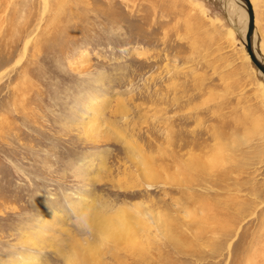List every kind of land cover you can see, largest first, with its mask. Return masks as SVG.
<instances>
[{
    "label": "rangeland",
    "instance_id": "1",
    "mask_svg": "<svg viewBox=\"0 0 264 264\" xmlns=\"http://www.w3.org/2000/svg\"><path fill=\"white\" fill-rule=\"evenodd\" d=\"M247 17L233 0H0V264H264Z\"/></svg>",
    "mask_w": 264,
    "mask_h": 264
},
{
    "label": "bare ground",
    "instance_id": "2",
    "mask_svg": "<svg viewBox=\"0 0 264 264\" xmlns=\"http://www.w3.org/2000/svg\"><path fill=\"white\" fill-rule=\"evenodd\" d=\"M235 3H239L240 4V7H241V9L245 12L246 11V5H245V3L242 1V0H233ZM251 3L253 4V2H252V0H251ZM253 7H254V5H252ZM253 11H255L254 10V8H253ZM246 13H247V11H246ZM245 14V13H244ZM255 15H256V13H255ZM255 17H257V15L255 16ZM248 21H249V13H248V17H247V23H246V27H245V32H246V30H247V27H248ZM256 22H257V19H255V24H256ZM256 29L254 28V39H253V48H254V51H256L255 50V46H254V43L256 42V38H257V32L255 31ZM246 34H247V32H246ZM246 43H247V39H246V42H245V46H246ZM249 53V52H248ZM256 54H257V56H258V58L261 60V61H263L264 62V60H263V58H261V56L258 54V52L256 51ZM249 56H250V54H249ZM250 58H251V56H250ZM252 59V58H251ZM253 61V60H252ZM254 63V62H253ZM257 67V66H256ZM258 68V67H257ZM258 70H259V68H258ZM260 72L264 75V73L260 70ZM101 126V125H100ZM96 128V127H95ZM95 130H100V129H95ZM94 130V131H95ZM107 225V224H106ZM106 225H98V227L99 228H102V230H104L105 232H104V234H105V236L106 237H110V238H113V237H115V238H113V240H117V238L119 239V238H121L122 236H123V234L124 233H126V231H125V229L122 227L121 229H119V227H114L113 225L112 226H109V227H107ZM105 226V227H104ZM124 226V225H123ZM112 240V241H113ZM29 261H30V263L29 262H25L24 263V261L22 262V264H38L37 263V261H34V259H29Z\"/></svg>",
    "mask_w": 264,
    "mask_h": 264
},
{
    "label": "water",
    "instance_id": "3",
    "mask_svg": "<svg viewBox=\"0 0 264 264\" xmlns=\"http://www.w3.org/2000/svg\"><path fill=\"white\" fill-rule=\"evenodd\" d=\"M246 5V11L249 13V21H248V27H247V34H246V50L249 52L254 64L264 73V62L261 61L256 51H254L253 48V39H254V28H255V13L253 11V6L251 3V0H242Z\"/></svg>",
    "mask_w": 264,
    "mask_h": 264
},
{
    "label": "clouds",
    "instance_id": "4",
    "mask_svg": "<svg viewBox=\"0 0 264 264\" xmlns=\"http://www.w3.org/2000/svg\"><path fill=\"white\" fill-rule=\"evenodd\" d=\"M77 219H79V218H77Z\"/></svg>",
    "mask_w": 264,
    "mask_h": 264
}]
</instances>
